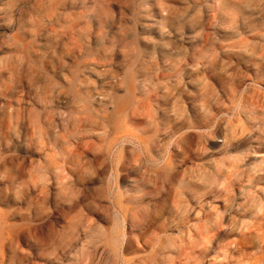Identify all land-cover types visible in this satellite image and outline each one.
Returning a JSON list of instances; mask_svg holds the SVG:
<instances>
[{
	"label": "rangeland",
	"instance_id": "374dc122",
	"mask_svg": "<svg viewBox=\"0 0 264 264\" xmlns=\"http://www.w3.org/2000/svg\"><path fill=\"white\" fill-rule=\"evenodd\" d=\"M0 264H264V0H0Z\"/></svg>",
	"mask_w": 264,
	"mask_h": 264
}]
</instances>
